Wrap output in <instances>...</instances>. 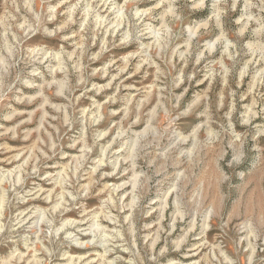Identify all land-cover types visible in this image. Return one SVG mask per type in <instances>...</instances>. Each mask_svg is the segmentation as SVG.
I'll return each mask as SVG.
<instances>
[{
  "label": "rangeland",
  "instance_id": "obj_1",
  "mask_svg": "<svg viewBox=\"0 0 264 264\" xmlns=\"http://www.w3.org/2000/svg\"><path fill=\"white\" fill-rule=\"evenodd\" d=\"M0 264H264V0H0Z\"/></svg>",
  "mask_w": 264,
  "mask_h": 264
},
{
  "label": "bare ground",
  "instance_id": "obj_2",
  "mask_svg": "<svg viewBox=\"0 0 264 264\" xmlns=\"http://www.w3.org/2000/svg\"><path fill=\"white\" fill-rule=\"evenodd\" d=\"M202 2V1H201ZM168 13V12H167ZM166 202V201H165Z\"/></svg>",
  "mask_w": 264,
  "mask_h": 264
}]
</instances>
